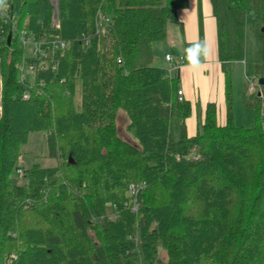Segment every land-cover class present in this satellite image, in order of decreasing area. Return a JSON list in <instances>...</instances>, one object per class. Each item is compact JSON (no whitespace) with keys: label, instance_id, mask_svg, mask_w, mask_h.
I'll list each match as a JSON object with an SVG mask.
<instances>
[{"label":"trees","instance_id":"trees-1","mask_svg":"<svg viewBox=\"0 0 264 264\" xmlns=\"http://www.w3.org/2000/svg\"><path fill=\"white\" fill-rule=\"evenodd\" d=\"M211 1L221 62L245 58L252 17L264 77V0ZM4 2L18 30L0 0V264H264V83L244 96L254 126L238 125L225 69V121L209 102L190 135L179 71L152 65L189 0H58V25L53 0ZM122 111L136 142L120 135ZM33 131L57 164L19 175Z\"/></svg>","mask_w":264,"mask_h":264},{"label":"rangeland","instance_id":"rangeland-1","mask_svg":"<svg viewBox=\"0 0 264 264\" xmlns=\"http://www.w3.org/2000/svg\"><path fill=\"white\" fill-rule=\"evenodd\" d=\"M5 0H2V9L4 7ZM56 10L54 15V21L56 25L59 23V10L58 0H53ZM16 30L17 29V26ZM168 30V37L164 40H160L154 43V58L152 65L164 68H171L172 62L166 59V53L169 52L172 56H175L179 52L186 53V61L192 59L202 60L204 58V43H192L184 44L183 35L180 30V26L176 23L170 22ZM105 31V28H102ZM20 32V38L22 33ZM28 36V35H27ZM29 43L26 45V53L28 56L33 55L32 52L37 45L33 38L32 40L28 37ZM22 40V38H21ZM24 44V43H23ZM262 52L258 37L257 24L254 18L249 17L246 22V33H245V58L243 60L230 61L226 65V69L231 74L232 80V92H233V104L235 121L238 125L251 127L255 124V111L253 108L248 107L244 104L245 94H252L255 91V84H258L259 77H256V62L261 59ZM176 59V58H175ZM171 66V67H170ZM177 71V70H176ZM179 71V70H178ZM174 72V70H173ZM29 75V73H28ZM253 81V82H252ZM2 84L0 75V85ZM254 84V85H253ZM260 89V88H259ZM1 91V86H0ZM80 88L79 93L76 97V101L80 102ZM200 109V107H199ZM128 117L122 111L119 118L120 135L132 142H136L133 135L128 131ZM180 119L175 118L173 121V130L175 138H179L180 130ZM20 163L24 168L31 167L34 163H40L43 166H53L57 164V159L50 155V148L48 142V134L45 131H33L30 132L28 141L21 146ZM130 197V192L127 193ZM139 199L136 202V211L139 208ZM138 207V208H137ZM139 211V210H138ZM137 211V212H138ZM160 257L167 259V254L163 248H160Z\"/></svg>","mask_w":264,"mask_h":264},{"label":"crops","instance_id":"crops-1","mask_svg":"<svg viewBox=\"0 0 264 264\" xmlns=\"http://www.w3.org/2000/svg\"><path fill=\"white\" fill-rule=\"evenodd\" d=\"M178 17L181 24H176L180 26L182 42L187 45L197 42L205 44V56L202 60L192 59L188 62L185 52H179L175 56L176 59L179 56L185 59L179 70L180 87L183 90L182 97L191 100L194 105V113L186 121L188 132L193 135L197 131L198 124L203 122L204 112L209 102L217 103L219 120L224 122L226 119L225 69L227 63L224 65L219 57L218 24L211 0H189L187 7L178 10Z\"/></svg>","mask_w":264,"mask_h":264},{"label":"built area","instance_id":"built-area-1","mask_svg":"<svg viewBox=\"0 0 264 264\" xmlns=\"http://www.w3.org/2000/svg\"><path fill=\"white\" fill-rule=\"evenodd\" d=\"M7 9H8V4L7 3H5L4 4V7H3V10H2V15L4 16V18L6 19V20H9L11 17L9 16V14L7 13ZM57 9V8H56ZM11 20H12V18H11ZM109 21H110V17L108 16V14L107 13H105V12H103V11H101L100 12V25L102 26V25H106V24H108L109 23ZM12 23H13V31H17L16 30V23H15V20H12ZM103 26V27H104ZM22 42L25 44V45H27L28 43H29V39H28V36L26 35V33L25 32H23L22 33ZM55 43V46L58 48V47H61V48H64V47H66V46H68L69 45V43L68 42H66V41H63V40H57V41H55L54 42ZM38 51V47H36V49H35V51L34 52H37ZM166 59L168 60V61H170V62H172L173 63V67H171V68H169V71H170V73H173V70L174 71H178V70H180V68H181V66L184 64V62H185V59H184V57L183 56H179L177 59H175L174 58V56H172L171 54H167L166 55ZM31 69H32V67H31ZM26 79V74H25V72H24V67H22V74H21V80H25ZM253 82V81H252ZM254 85V84H253ZM178 94L180 95V97H182V95H183V90L182 89H179L178 90ZM19 163H20V159H19ZM17 173L19 174V175H22L23 174V167H22V165H21V163H20V166L17 168ZM138 190H139V186L138 185H131V192L134 194V193H137L138 192ZM134 209H136V207H134Z\"/></svg>","mask_w":264,"mask_h":264},{"label":"water","instance_id":"water-1","mask_svg":"<svg viewBox=\"0 0 264 264\" xmlns=\"http://www.w3.org/2000/svg\"><path fill=\"white\" fill-rule=\"evenodd\" d=\"M9 37H11V35H10ZM259 83H260V84H263V83H264V77H261V78L259 79ZM259 93H261V91H260Z\"/></svg>","mask_w":264,"mask_h":264}]
</instances>
